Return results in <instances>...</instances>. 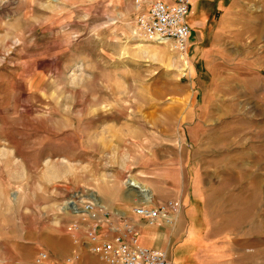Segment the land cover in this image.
Wrapping results in <instances>:
<instances>
[{
	"label": "rangeland",
	"instance_id": "1",
	"mask_svg": "<svg viewBox=\"0 0 264 264\" xmlns=\"http://www.w3.org/2000/svg\"><path fill=\"white\" fill-rule=\"evenodd\" d=\"M135 1L0 0V186L19 209L0 236L49 254L70 195L139 165L154 203L181 204L182 235L193 223L264 264V0H227L198 31L191 4L184 59L136 31ZM193 245L173 264H200Z\"/></svg>",
	"mask_w": 264,
	"mask_h": 264
},
{
	"label": "crops",
	"instance_id": "2",
	"mask_svg": "<svg viewBox=\"0 0 264 264\" xmlns=\"http://www.w3.org/2000/svg\"><path fill=\"white\" fill-rule=\"evenodd\" d=\"M153 1L156 0H149L146 2V7ZM160 1L172 2L173 0ZM226 1L227 0H191V4L197 5L199 9V20H197L194 24V26L197 27V31L200 27H204L206 25L209 13L208 11L212 10L213 12H219L222 11V7L223 10H225L231 7L232 4H235L232 3L230 6L228 5L229 7H227V5L224 4ZM229 1L231 2L233 0ZM192 11L194 10H191V13ZM2 161L3 156L0 155V164H2ZM139 168L140 166L136 165V169L138 171L133 173L132 177H134L139 184L141 183L140 185L144 183L146 185L145 177L141 174V171H139L141 169ZM128 176L129 175L124 178V173L119 174L118 172H115L108 176L105 186H100L99 182L97 185L91 186V190L94 195L90 198L86 197V200L93 201L96 205H102L105 208V213L99 215L100 219L107 220L120 232H123L124 221L133 225L136 230V236L141 245L156 251L164 252L171 262V248L174 244L179 246L185 243H192L194 244V252L191 254V257L193 259L196 258L197 260H200V264H232L231 261H234V259L235 262L233 264L242 263V247H237L236 245L233 247V238L228 241L220 240L225 239V237L198 234L193 223H190L188 233L186 235H182L183 221L180 212L175 216V220L171 225H148L143 219L133 213V208L139 205L154 207L156 203H154L153 199L149 202L146 201L145 197L139 192L138 187L127 184V180L129 178ZM148 187L153 193H151L153 198L155 190L152 185ZM196 188L197 187L194 186L193 195L199 196L201 193H199ZM4 202L5 198L0 186V220H2L4 216H8V213L10 212V217L14 216L15 221L17 222L19 211L18 207L10 210L5 209ZM63 208L64 206L61 207V209ZM49 210H45L46 212L43 211V213H46L47 218ZM65 212H67L69 216L65 225L66 236L63 239L58 237L55 238L57 247L55 250H51V252H49L50 259L45 264H101L96 256L90 254L84 248L83 244L86 240L83 232H73L69 229L71 222L74 220L80 221L79 216L71 210L67 211L66 209ZM74 239H77L78 243L74 244ZM40 246V242L35 239L34 236L30 239H20L18 234L0 236V264H27L28 259H31L33 256L35 257L36 253L39 251L37 249H39ZM237 250L238 259H236ZM73 251L78 252V258L74 259L70 263H67L66 259L73 256Z\"/></svg>",
	"mask_w": 264,
	"mask_h": 264
},
{
	"label": "built area",
	"instance_id": "3",
	"mask_svg": "<svg viewBox=\"0 0 264 264\" xmlns=\"http://www.w3.org/2000/svg\"><path fill=\"white\" fill-rule=\"evenodd\" d=\"M135 3L139 7L141 2L136 0ZM190 8L191 0H173L172 3L153 1L137 16L136 31L147 41L168 45L171 51L184 59L189 51L191 36V28L186 21ZM64 205L80 219L71 222L70 231L83 232L86 240L84 248L101 264H172L164 252L141 245L133 225L124 221L123 232H120L107 220L100 219L99 215L105 213V208L86 200L81 192L70 195ZM180 209L178 201L168 200L154 207L139 205L133 208V213L151 226L171 225ZM73 243H78V240L74 239ZM77 258L78 252L73 251V256L66 262ZM49 259L46 251L39 250L32 264H45Z\"/></svg>",
	"mask_w": 264,
	"mask_h": 264
},
{
	"label": "bare ground",
	"instance_id": "4",
	"mask_svg": "<svg viewBox=\"0 0 264 264\" xmlns=\"http://www.w3.org/2000/svg\"><path fill=\"white\" fill-rule=\"evenodd\" d=\"M128 184L130 186H136L139 188V192L145 197L146 201H151L152 200V194L150 192V190L148 188H146L143 185H140L139 183H137V181H135L134 179H129ZM65 209H67L68 211V207L65 206Z\"/></svg>",
	"mask_w": 264,
	"mask_h": 264
}]
</instances>
